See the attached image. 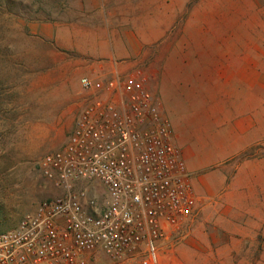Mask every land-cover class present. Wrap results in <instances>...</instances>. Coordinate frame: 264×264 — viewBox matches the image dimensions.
I'll use <instances>...</instances> for the list:
<instances>
[{
	"label": "crops",
	"instance_id": "obj_1",
	"mask_svg": "<svg viewBox=\"0 0 264 264\" xmlns=\"http://www.w3.org/2000/svg\"><path fill=\"white\" fill-rule=\"evenodd\" d=\"M60 6L57 45L93 78L142 70L193 175L197 212L168 228L159 264H263L245 246L264 232V0Z\"/></svg>",
	"mask_w": 264,
	"mask_h": 264
},
{
	"label": "built area",
	"instance_id": "obj_2",
	"mask_svg": "<svg viewBox=\"0 0 264 264\" xmlns=\"http://www.w3.org/2000/svg\"><path fill=\"white\" fill-rule=\"evenodd\" d=\"M80 83L67 141L37 164L56 193L0 232V264H159L168 228L197 212L193 175L145 73Z\"/></svg>",
	"mask_w": 264,
	"mask_h": 264
},
{
	"label": "rangeland",
	"instance_id": "obj_3",
	"mask_svg": "<svg viewBox=\"0 0 264 264\" xmlns=\"http://www.w3.org/2000/svg\"><path fill=\"white\" fill-rule=\"evenodd\" d=\"M63 2L0 0V232L55 195L37 164L65 144L83 105L88 63L59 47L50 27L64 21ZM245 247L249 259L264 264V232Z\"/></svg>",
	"mask_w": 264,
	"mask_h": 264
}]
</instances>
